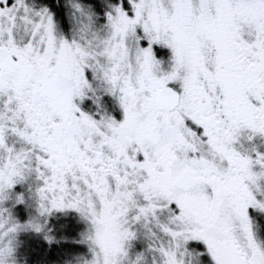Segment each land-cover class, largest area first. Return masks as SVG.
<instances>
[{
    "label": "snow or ice",
    "instance_id": "6c2138e0",
    "mask_svg": "<svg viewBox=\"0 0 264 264\" xmlns=\"http://www.w3.org/2000/svg\"><path fill=\"white\" fill-rule=\"evenodd\" d=\"M0 264H264V0H0Z\"/></svg>",
    "mask_w": 264,
    "mask_h": 264
}]
</instances>
